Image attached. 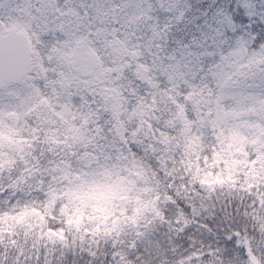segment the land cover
<instances>
[{
	"label": "clouds",
	"instance_id": "obj_1",
	"mask_svg": "<svg viewBox=\"0 0 264 264\" xmlns=\"http://www.w3.org/2000/svg\"><path fill=\"white\" fill-rule=\"evenodd\" d=\"M0 264H264V0H0Z\"/></svg>",
	"mask_w": 264,
	"mask_h": 264
}]
</instances>
